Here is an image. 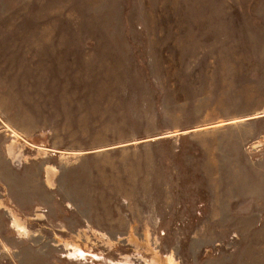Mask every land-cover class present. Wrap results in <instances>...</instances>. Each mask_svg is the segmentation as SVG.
<instances>
[{"label":"rangeland","instance_id":"rangeland-1","mask_svg":"<svg viewBox=\"0 0 264 264\" xmlns=\"http://www.w3.org/2000/svg\"><path fill=\"white\" fill-rule=\"evenodd\" d=\"M0 264H264V0H0Z\"/></svg>","mask_w":264,"mask_h":264},{"label":"bare ground","instance_id":"bare-ground-1","mask_svg":"<svg viewBox=\"0 0 264 264\" xmlns=\"http://www.w3.org/2000/svg\"><path fill=\"white\" fill-rule=\"evenodd\" d=\"M16 222V221H15ZM15 225H16V227L20 230V231H22L23 233H24V231H23V227L22 226H20L18 223H15Z\"/></svg>","mask_w":264,"mask_h":264}]
</instances>
